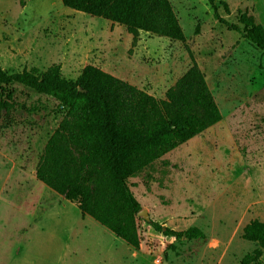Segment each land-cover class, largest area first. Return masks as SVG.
Listing matches in <instances>:
<instances>
[{
    "label": "rangeland",
    "instance_id": "obj_1",
    "mask_svg": "<svg viewBox=\"0 0 264 264\" xmlns=\"http://www.w3.org/2000/svg\"><path fill=\"white\" fill-rule=\"evenodd\" d=\"M185 41L139 32L64 7L61 0H0V65L8 71L59 64L75 79L93 64L163 98L191 65L203 72L221 120L128 179L150 220L204 238L177 239L137 220L139 248L126 244L35 177L62 113L24 85L0 84V264H264L241 237L264 221V52L213 16L208 0H169ZM220 17H255L254 0H214ZM220 2L228 5L226 14ZM261 23V24H260ZM259 253L244 263L243 257Z\"/></svg>",
    "mask_w": 264,
    "mask_h": 264
},
{
    "label": "trees",
    "instance_id": "obj_2",
    "mask_svg": "<svg viewBox=\"0 0 264 264\" xmlns=\"http://www.w3.org/2000/svg\"><path fill=\"white\" fill-rule=\"evenodd\" d=\"M214 18L264 52V33L252 16L240 13L237 23ZM64 7L123 25L136 41L139 32L184 42L185 36L169 0H61ZM226 14L228 5L220 2ZM191 65L163 98L100 67L86 64L75 79L62 75L59 64L8 72L0 65V84L18 83L57 101L61 119L38 158L35 177L134 249L139 248L140 204L128 179L165 153L221 120L203 72ZM0 100V109L8 108ZM153 230L177 239L204 238L197 227L182 231L150 220ZM241 237L264 249V221L249 220ZM259 253L243 257L250 262Z\"/></svg>",
    "mask_w": 264,
    "mask_h": 264
},
{
    "label": "crops",
    "instance_id": "obj_3",
    "mask_svg": "<svg viewBox=\"0 0 264 264\" xmlns=\"http://www.w3.org/2000/svg\"><path fill=\"white\" fill-rule=\"evenodd\" d=\"M254 3L255 17H258L259 19H264V0H254Z\"/></svg>",
    "mask_w": 264,
    "mask_h": 264
},
{
    "label": "water",
    "instance_id": "obj_4",
    "mask_svg": "<svg viewBox=\"0 0 264 264\" xmlns=\"http://www.w3.org/2000/svg\"><path fill=\"white\" fill-rule=\"evenodd\" d=\"M138 216H141L145 221L149 222L150 221V218L149 216L147 215L146 211L144 209H141L138 213H137Z\"/></svg>",
    "mask_w": 264,
    "mask_h": 264
}]
</instances>
